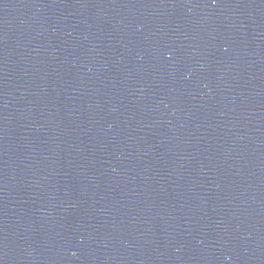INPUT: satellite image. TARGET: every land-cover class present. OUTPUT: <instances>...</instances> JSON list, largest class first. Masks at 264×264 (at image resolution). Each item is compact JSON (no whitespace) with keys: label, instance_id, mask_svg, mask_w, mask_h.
<instances>
[{"label":"water","instance_id":"95a60500","mask_svg":"<svg viewBox=\"0 0 264 264\" xmlns=\"http://www.w3.org/2000/svg\"><path fill=\"white\" fill-rule=\"evenodd\" d=\"M0 264H264V0H0Z\"/></svg>","mask_w":264,"mask_h":264}]
</instances>
